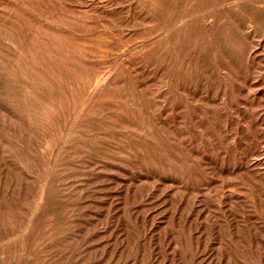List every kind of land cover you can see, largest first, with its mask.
Returning a JSON list of instances; mask_svg holds the SVG:
<instances>
[{
	"label": "rangeland",
	"instance_id": "obj_1",
	"mask_svg": "<svg viewBox=\"0 0 264 264\" xmlns=\"http://www.w3.org/2000/svg\"><path fill=\"white\" fill-rule=\"evenodd\" d=\"M0 1L2 2L0 3V6L2 7L0 13L2 11V16L4 14L3 19L7 18L6 20H4L5 39L8 35L7 40L9 39L10 41L7 42L5 40L6 67L11 69V67L15 66V64L13 65L12 50L9 47L11 42L17 41L16 43L20 46V53H22L21 58L18 60L16 65L18 66V68L16 69L20 70L21 73L15 78L17 80L13 82L12 80H10V78L8 79L6 91L9 92V95L6 92L2 101H0V103L2 104V106L0 104V203L5 207L7 215H9V221H7L4 225L5 231L7 232L6 235L8 237H12L16 232L19 233V231L23 228L25 220H27L35 205V201L39 193V182L45 179L47 180V183L44 184L46 185L47 189H49L46 199L47 201L40 208V213L37 217L38 220L35 223V230L39 236L43 235V233L48 230L54 231L53 243L55 242L59 245H66L68 252L70 253L71 264H101L100 261L103 262V258L105 257L104 260H106L108 256V259L104 261L105 263L103 262L102 264H117V261H121L120 263L118 262L119 264H200V261L201 264H264V256L259 255L260 253L264 254L263 60L257 62L256 64L252 63V67L250 66L251 69H247L244 66L243 49L241 48V52H239L232 47H227L228 45H226L224 48H222L221 51L223 53H221L225 56L229 55L228 59H230L231 55L233 54L230 59L231 62H233L232 67L227 68L228 70L230 69L229 74L232 72V75H230L231 77L229 76V78H224V76L217 78L214 67L216 63H213L214 45L212 40V45H210L209 40L211 38L208 37H197L195 38L197 40L193 39V41L191 42V46H187L188 49L184 44L180 45L181 49L173 48V50L175 49V51H172V55H174L173 52L175 54L176 52L180 53V51L184 48L183 50L184 52H186L185 54L187 56L184 55V52L182 50L181 55L183 52L184 58L180 59V61L175 59L173 60L168 56L165 57L166 54H164L165 50L163 49V47H161L162 43L160 37H162L165 29L167 28L166 21H151L149 19L150 16L156 17V12L153 13V11L146 8H134L133 6L130 7V4L126 3V0H124L125 2L123 0H44L43 2L41 0ZM41 4H43V6H41ZM65 6H67V8ZM45 7L46 9H44ZM261 8L263 13L264 0H261ZM128 10H130V12ZM166 10L167 9L163 10V13L161 11L160 14H162L159 15L162 16L165 12H168L169 14H176L180 11V9L178 8H171L167 11ZM4 11H7V13ZM195 11L205 14H209L210 12H212L211 9H197ZM49 12H51V15L49 14ZM8 14H10V16ZM230 31H234V28L230 29ZM159 32H161V34ZM220 36V40H222V42L226 40L225 35L219 34V37ZM237 36L240 37V33H236L235 31L234 37L239 38ZM194 42H197L198 45L195 43L194 46ZM149 43L151 44V46ZM24 44L27 46L25 47ZM193 46L196 48H194ZM228 49L230 50V52L231 50H234L230 53ZM187 50H189L188 53ZM151 51H155V53L153 54V52ZM158 51L160 53H158ZM198 52L200 55L198 54ZM238 52L242 55L240 56ZM8 53H10L11 55ZM234 54H236V57ZM138 57H141V59H139ZM189 57L191 58V62ZM206 57H208V59ZM126 58L130 59L127 60ZM167 60H173V62L175 61L174 63L172 62V73L174 72L173 70L178 67L176 70H181L179 77L183 79L179 81L180 85L179 82L176 84L177 89H171V94L169 93L170 97H173L174 93V96H176L177 99H167V101H171L173 102V104L180 103L178 105L181 106H179L176 110H172L171 115L168 116V122L170 123L172 132H174L173 130L179 129V136L178 134L176 135L177 137L173 135L174 139L171 137L170 143L167 141V138L164 137L166 139L165 143L167 145V150L162 151L160 146H158L156 138L157 132L160 131L158 130V128H161V125L157 126L156 120H158L162 112L164 113L166 104L165 96L163 101V99L161 98V93L162 95H164V93L166 92L167 88L164 82H166L167 78L171 75V72H167V69L164 67L167 65ZM209 60H211L212 62ZM149 61L151 62L152 66L150 65ZM121 62L123 63L121 64ZM211 63L214 65H210ZM123 64L126 65V67ZM191 65L194 66L192 67ZM204 65L207 66V68H205ZM208 65L212 67H208ZM116 66L120 70H118L117 68L115 69ZM31 67L32 69L40 72L36 74L31 73ZM196 67H198L199 70H196ZM203 68L205 70L204 72H202ZM189 69L191 70V72H188L190 71ZM237 69L239 72L237 71ZM182 70L185 72L184 75ZM139 71H142V74ZM236 71L238 74L236 73ZM247 71L249 73H247ZM255 72L257 73V75ZM126 73H128V75ZM211 73L212 75H210ZM240 73H242V75H245H239ZM129 75H132L131 77L133 79H130L131 77ZM201 76L204 77V79H202ZM205 76L209 77L207 78L209 79L207 81L210 82V80H212V82H207ZM98 78L100 80H104L106 78L107 81H109V83H107L109 84L108 88L101 96V98L98 101H95L93 106L91 105L89 109H86L87 111L85 110V112L82 114V118H80L79 120L74 119L77 118L76 116L78 115V113L76 115V112L80 110V107H82L86 102L87 95L89 94L92 87L97 84V81L98 83L101 82L100 80H98ZM230 78L234 81L230 80ZM160 79H162L164 82H161ZM218 79H220V81ZM227 79L231 83H225L224 80ZM260 79L261 83L259 81ZM31 81L35 84V91H40H34L35 94L32 96V98L26 92L27 85L32 84ZM187 81L189 82V85ZM213 81L216 83H214ZM126 82H129L128 85L126 84ZM133 82L134 84H132ZM159 83L161 84L157 85ZM205 83H208L207 85L211 84L213 86H207ZM233 83L236 85H234ZM248 84L250 86L246 89V86H248ZM258 84H260L261 86ZM186 85L188 87H185ZM215 85L218 89H215ZM71 88L72 94L70 92ZM227 89L228 91H230L227 92ZM232 89L234 90V92ZM189 90L191 91V93ZM187 92H189V94ZM192 92L195 94V97L193 96ZM213 92L214 94H212ZM231 92L235 97H232ZM245 92H247V96L249 98L246 96ZM45 93L46 96L43 95ZM226 94L231 96H228L227 99ZM180 95L181 98H184L181 99L182 103L180 102ZM211 95L215 96L212 97ZM34 96L36 99L34 98ZM141 97H143L145 100ZM199 97L200 101L198 100ZM52 98L59 102V104L56 106H52V101L49 100ZM185 98L189 99L187 100ZM256 98H258L259 101L258 99L256 100ZM202 99L203 101H201ZM144 102L149 104L147 105ZM216 103L218 104L216 105ZM184 104L186 105V107ZM45 105H49V107ZM153 105L155 107L154 110ZM19 107H21L22 110ZM25 107H27V110L25 109ZM31 107L34 108L31 109ZM213 107L214 109L216 108L215 110H218L217 112L215 111L216 113L213 112ZM222 108L225 110H222ZM151 110L152 112H150ZM140 114L142 117L140 116ZM155 114L158 115L156 116ZM136 116L137 118L140 117V119H138L139 122ZM214 116L216 123L215 120H211V118L213 119ZM133 117L136 119H134ZM141 119H143L144 121H140ZM208 120L211 121L208 122ZM74 121L76 124L74 123ZM93 122H95V124ZM212 123H214L215 125ZM217 124L221 128V131ZM68 127H71L72 130H70ZM143 127H145L146 131L143 130ZM230 127H233L234 129H231ZM154 128L155 131L157 129V132L154 131ZM222 128H225V130L223 131ZM212 129L214 130V132ZM117 130H119V132H117ZM37 131L38 133H36ZM147 131L149 135L146 134ZM187 131H189V133ZM191 132L194 134V136ZM217 132L218 134L222 132L220 134L221 136H219ZM228 132H230L231 134ZM187 134L190 137H188ZM226 135L228 136L226 137ZM137 136L140 140L137 138ZM149 136L151 137V139ZM202 136L203 138H201ZM215 136L218 137L215 138V140L213 138V140L210 138ZM130 137L133 139V141H130L132 140ZM199 138L202 139V142L201 140L198 141ZM208 138L209 140H207ZM229 138L230 140H228ZM9 139L10 141H8ZM44 140L49 141V148H45ZM217 140L219 141L217 142ZM233 140L235 143L233 142ZM60 141H62V144ZM75 141H77L78 143H75ZM195 141H198L197 144H195ZM226 142L227 145L225 146L224 144H226ZM57 143H60L61 145ZM168 143L171 144V148ZM232 143L233 146H231ZM150 144L152 146H149ZM180 144L182 145L180 147H177ZM154 145L158 146L157 151ZM184 145H188L191 148L188 146L185 147ZM121 146H125V151H129L124 152V147L122 149ZM132 146L135 148H131ZM58 147L60 149L63 148V150L60 151ZM242 147L243 149H241ZM197 148L200 149H198L200 152L197 150ZM214 148H216V150ZM25 149H27V151ZM175 149L177 151H175ZM185 149L187 150V152ZM237 150H241V152ZM5 151H7L8 153ZM169 151L170 153H168ZM242 151L244 154H242ZM59 152L60 154H58ZM87 153L89 154V156ZM126 153H129L130 156ZM183 153L185 155L187 154V158ZM151 156L154 158H152ZM180 156L183 158H179ZM159 157L160 159H162L161 161L159 160ZM190 157L193 160H191ZM196 157H198L197 160L195 159ZM156 158L158 161L157 163ZM187 159L189 160L188 162ZM94 160L99 161L97 162ZM118 160H120V163L118 162ZM137 160L139 164L138 162L137 164H135L136 162H132ZM146 160H148L149 162ZM95 163H98V165ZM106 163H108V165ZM164 163H166V165ZM117 164H119V166ZM185 165L187 166V168ZM165 167L166 170L164 169ZM122 168L125 170H122ZM135 168L140 170H136ZM96 169L101 170L96 171ZM198 170H202L200 174H198ZM49 171L51 172L50 174ZM93 171L97 172V177L95 176L96 173H94ZM119 171H121V173ZM128 173H133L134 175H136L134 176L133 174H131L133 175L131 176ZM185 174H190V176L188 175L189 177H186ZM105 175H108V177L111 178H108ZM83 176L86 178H84ZM152 176L153 178H151ZM46 177H51L50 179L52 181ZM115 177L117 180L115 179ZM129 180H133V182ZM129 182H131L132 184ZM136 183L139 184V187L138 185H135ZM132 189L135 191V193ZM1 190L3 192H1ZM94 190L98 191L94 192ZM101 191L103 192L102 194ZM104 192L110 193L106 194ZM127 192L129 193L127 194ZM137 194H139L140 198H138ZM131 195H134L135 197H132ZM119 196L120 200L116 199L117 197L119 198ZM88 198L91 199L89 200ZM103 198H105V201L102 200ZM97 199L99 200V202L97 201ZM106 199L109 200L108 203ZM91 200H93L94 204H92L93 202ZM97 202L100 205H98ZM126 202H128V204ZM124 203L127 204V206ZM11 204L13 205L11 206ZM50 204L51 206H49ZM48 207H52L53 209H48ZM61 208L63 210H60ZM90 208L91 210H89ZM22 209H24V211ZM109 210H113V214ZM129 210L131 213L129 212ZM78 214L79 216L81 214L82 215L79 217ZM102 214L104 216H101ZM108 214L110 217L108 216ZM136 214L138 215L136 216ZM44 216H50L51 219L50 217L47 218ZM70 216L71 218H69ZM96 216L98 218H96ZM118 217L120 219H118ZM133 218L136 219V223L135 219L133 221ZM89 220H93L92 223ZM95 221H97V225L94 224ZM143 222L145 223L143 224ZM128 224V227L131 228L126 230ZM138 224L140 225V227L138 226ZM47 225L48 227H46ZM97 227H99V229H97ZM84 228L89 234L84 231ZM141 228L144 229L142 230ZM131 229L133 232H131ZM10 231L12 232L10 233ZM80 231L83 235L79 233ZM126 233L127 235H125ZM128 233L130 234L128 235ZM134 233L136 236L134 235ZM131 235L133 237H130V239L128 240V237ZM74 236L77 238H74ZM106 236L108 240L106 239ZM256 236L258 239L256 238ZM102 237L103 239H105L103 240ZM244 237L246 238V240ZM114 238H117L116 241L118 239H121L117 241V243L119 244L116 243ZM126 239L128 240V242H130V244L127 243ZM31 242L32 241L29 240V243ZM112 242H114L113 244L116 245H113ZM131 242L133 243L132 245ZM143 242L145 248L143 247ZM106 243L108 244L106 245ZM138 243L141 245H139ZM244 243L246 244L245 247ZM92 244L95 246V248H93L94 246ZM103 244L106 245L107 248H104ZM123 246H125V248ZM247 246L251 248L250 251L248 250L249 248ZM116 247L118 250L116 249ZM122 247L124 250L122 249ZM146 247H149L150 250L147 249L149 252L146 250ZM252 247H256L253 248L254 251ZM104 249L106 251L105 255H108L107 257L104 255ZM261 249L262 252H260ZM112 250L114 251V253L112 252ZM123 251V254L125 255L122 254ZM77 252L78 254L80 252L82 254L76 255ZM126 252L130 256H128ZM115 253L118 254L115 255ZM147 253H150V255ZM253 254L255 255L253 256ZM90 256L91 258H89ZM110 256L113 260H111ZM135 256L137 257V259H135ZM143 256H148L146 257L147 259L145 258L146 261L144 260ZM258 256L259 259H256L255 257L258 258ZM120 257H124L125 259L122 258L121 260ZM192 257L194 258L193 260ZM246 258L249 259V261Z\"/></svg>",
	"mask_w": 264,
	"mask_h": 264
},
{
	"label": "bare ground",
	"instance_id": "obj_2",
	"mask_svg": "<svg viewBox=\"0 0 264 264\" xmlns=\"http://www.w3.org/2000/svg\"><path fill=\"white\" fill-rule=\"evenodd\" d=\"M42 2L44 1V0H41ZM41 1H40V3H41ZM47 1V0H46ZM49 1V0H48ZM59 1V0H58ZM124 1V0H123ZM75 2V1H74ZM125 2V1H124ZM0 3H2L1 1H0ZM126 3H129L130 5V7L131 6H133L134 8L135 7H140V8H146V9H148V10H151V11H153V13L154 12H156V14L157 15H159L160 14V12L162 11V13H163V10H165V9H171V8H178V9H180V11L179 12H177L176 14H169L168 12L166 13H164L162 16H157L156 15V17L155 16H150V20L151 21H157V20H164V21H166V29H165V31H164V34L162 35V37H160V39H161V43H162V46L161 47H163V49L165 50V53L164 54H166L165 55V57L166 56H168V57H170L171 59H175V60H178V61H180V59H183L184 57H183V52H184V48L182 49L183 50V52H182V55H181V51H180V53H177L176 52V54L173 52V54L174 55H172V51H175V49L173 50V48H178V49H181V47H180V45L181 44H184V45H186V48H187V46H191V42L193 41V39H195V38H197V37H208V38H211L209 41H210V45H212L211 44V40L213 41V45H214V48H213V63H216L215 65L214 64H210V65H214V67H215V73H216V75H217V78L218 77H223L224 76V78L225 77H228L229 78V76L230 75H232V72L229 74V71H230V69L228 70L227 68L229 67H232V63L233 62H231V57H232V55H231V57H230V59H228V56L226 55H223L222 53V48H224L226 45H228L227 47H232V48H234L235 50H237V51H239V52H241L240 51V49L242 48L243 49V55H244V66L247 68V69H249L250 68V66L252 67V63H257V62H260V61H264V11H263V13H262V8H261V0H126ZM33 4V3H32ZM36 4V3H35ZM39 4V3H38ZM60 4H62V3H60ZM34 5V4H33ZM37 5V4H36ZM62 5H64V4H62ZM66 5V4H65ZM38 6H40V5H38ZM41 6H43V4H41ZM45 6V5H44ZM47 6V5H46ZM70 6V5H69ZM79 6V5H78ZM77 6V7H78ZM66 8H67V6H65ZM72 7V6H71ZM81 7V6H80ZM1 6H0V10H1ZM42 8V7H41ZM44 9H46V7L44 8ZM49 9V8H48ZM197 9H205V10H207V9H211L212 10V12H210L209 14H205V13H199V12H196L195 10H197ZM3 10V9H2ZM71 10V9H70ZM166 10V11H167ZM46 11V10H45ZM50 11V10H49ZM129 12H130V10H128ZM172 11V10H171ZM171 11H170V13H171ZM200 11V10H199ZM4 12H6L7 13V11H4ZM3 12V13H4ZM48 12V11H47ZM157 12H159V13H157ZM202 12V11H201ZM1 13H2V11H1ZM0 13V101H2V99H3V97H4V95H5V93L7 92L6 91V85H7V81H8V79L10 78V80H12V82L13 81H15V80H17V79H15L21 72H20V70H17L16 68H18V66H16L17 65V62H18V60L21 58V55H22V53H20V46L16 43V42H11L10 43V45H9V47L11 48V50H12V58H13V65L15 64V66H13V67H11V69H9V68H7L6 67V63H5V40L7 41V42H10L9 41V39L7 40V36H6V39H5V23H4V20H6V19H3L4 17V14H3V16H2V14ZM51 12H49V14H50ZM207 13V12H206ZM48 14V15H49ZM9 16H10V14H8ZM45 15H46V13H45ZM51 15V14H50ZM145 16V15H144ZM148 16V15H147ZM146 16V17H147ZM149 17V16H148ZM12 20V19H11ZM146 20V19H145ZM8 21V20H7ZM147 21H149V20H147ZM8 23V22H7ZM12 23V22H11ZM157 23H159V22H157ZM161 23V22H160ZM13 25V24H12ZM73 25V24H72ZM156 25H158V24H156ZM161 26V25H160ZM198 26V27H197ZM200 26V27H199ZM155 27V26H154ZM12 28V27H11ZM152 28V27H151ZM234 28V31H230V29H233ZM15 29V28H14ZM149 29V28H148ZM235 31H236V33H240V37L239 36H237V37H239V38H236V37H234V34H235ZM152 32H154V31H152ZM160 34H161V32H159ZM219 34H221V35H225L226 37H225V41H223L222 42V40H220V38H221V36L219 37ZM156 36V35H155ZM158 37V36H157ZM28 39V38H27ZM152 39V38H151ZM159 40V39H158ZM195 40H197V39H195ZM154 41V40H153ZM157 41V40H156ZM201 42V41H200ZM143 43H145V42H143ZM195 43L197 44V42H194V46H195ZM140 44V43H139ZM150 44V43H149ZM153 44V43H152ZM158 44V43H157ZM201 44V43H200ZM199 44V45H200ZM25 45V44H24ZM145 45V44H144ZM143 45V46H144ZM156 45V44H155ZM198 45V44H197ZM202 45V44H201ZM27 45H25V47H26ZM138 46V45H137ZM137 46H135V47H137ZM141 46H142V44H141ZM150 46H151V44H150ZM193 46V47H194ZM208 46V45H207ZM149 47V46H148ZM184 47V46H183ZM8 48V47H7ZM194 48H196V47H194ZM201 48V47H200ZM208 48V47H207ZM206 48V49H207ZM23 49V48H22ZM35 49H37V48H35ZM128 49V48H127ZM152 49V48H151ZM177 49V50H178ZM188 49V48H187ZM189 49H190V47H189ZM230 49V48H229ZM228 49V50H229ZM233 49V50H234ZM145 50V49H144ZM154 50V49H153ZM176 50V51H177ZM193 50V49H192ZM195 50V49H194ZM233 50H231V52H233ZM28 51V50H27ZM122 51V50H121ZM185 51H186V49H185ZM188 51L189 50H187V53H188ZM206 51V50H205ZM209 51V50H208ZM225 51V50H224ZM25 52V51H24ZM24 52H23V54H24ZM32 52V51H31ZM151 52H153V51H151ZM191 52H193V51H191ZM200 52V51H199ZM199 52H198V54H199ZM204 52V51H203ZM222 52V53H221ZM225 52H227V51H225ZM229 52H230V50H229ZM230 52V53H231ZM238 52V54L241 56L242 54H240ZM26 53V52H25ZM155 53V51L153 52V54ZM157 53V52H156ZM158 53H160L159 51H158ZM170 53H171V55H170ZM186 52H184V55L185 56H187L186 54H185ZM190 53V52H189ZM208 53V52H207ZM228 53V52H227ZM8 54H10V53H8ZM8 54H7V56H8ZM123 54H125V53H123ZM129 54V53H128ZM196 54V53H195ZM194 54V55H195ZM205 54V53H204ZM11 55V54H10ZM133 55V54H132ZM134 55H135V53H134ZM150 55H151V53H150ZM149 55V56H150ZM200 55V54H199ZM209 55V54H208ZM211 55V54H210ZM235 55V57H236V54H234ZM6 56V57H7ZM120 56H121V53H120ZM119 56V57H120ZM127 56V55H126ZM137 56V55H136ZM238 56V55H237ZM23 57H26V56H23ZM159 57V56H158ZM167 57V58H168ZM203 57V56H202ZM45 58V57H44ZM139 58V57H138ZM152 58V57H151ZM188 58V57H187ZM190 58V57H189ZM200 58H201V56H200ZM207 59H208V57H206ZM238 58H240V57H238ZM127 59V58H126ZM128 59H130V58H128ZM127 59V60H128ZM135 59V58H134ZM133 59V60H134ZM139 59H141V57L139 58ZM203 59V58H202ZM201 59V60H202ZM212 59V58H211ZM233 59V58H232ZM24 60H26V59H24ZM158 60H159V58H158ZM173 60H171V61H166V63H167V65L166 66H164L166 69H167V72H171V75L167 78V76H166V78H167V80H166V82H164L162 79H160V81L162 82H164V84H166V92L164 93V95H162V93H161V98L163 99V101H164V96H165V102H166V104H165V109H164V113L162 112L161 113V115H160V117L158 118V120H156V122H157V126L158 125H161V128H158V130H160V131H158L157 132V129H156V131H155V128H154V131L155 132H157V136H156V138H157V143H158V146H160V148H161V150L162 151H166L167 150V145H166V143H165V141H166V139L165 138H167V141L170 143L171 142V140H170V138L172 137L173 139H174V137H173V135L174 136H176L177 134H178V132L180 131L179 129L178 130H173L174 132H172V130H171V128H170V123L168 122L169 121V119H168V116L169 115H171V111L172 110H176L180 105H178V104H180V103H178V104H173V102H169V101H167V99H169V98H173L174 100H176L177 99V97L176 96H174L175 94L173 93V97H170V95H169V93L172 91L171 89H177L176 87V84L179 82V81H181L183 78H181V77H179V75H180V73H181V70H176L177 68H175L173 71V73H172V62H173ZM239 60V59H238ZM243 60V59H242ZM124 61V60H123ZM142 61V60H141ZM189 61V60H188ZM187 61V62H188ZM197 61V60H196ZM209 61H211V60H209ZM234 61H235V59H234ZM24 62V61H23ZM48 62V61H47ZM130 62V61H129ZM128 62V63H129ZM132 62V61H131ZM143 62V61H142ZM150 62V61H149ZM165 62V61H164ZM175 62V61H174ZM173 62V63H174ZM185 62H186V60H185ZM190 62H191V58H190ZM198 62V61H197ZM212 62V61H211ZM238 62H240V61H238ZM118 63V62H117ZM120 63V62H119ZM123 62H121V64H122ZM126 63V62H125ZM134 63V62H133ZM145 63V62H144ZM143 63V64H144ZM158 63V62H157ZM162 63V62H161ZM192 63H193V61H192ZM205 63V62H204ZM264 63V62H263ZM263 63H261V64H263ZM24 64V63H23ZM135 64V63H134ZM142 64V65H143ZM147 64V63H146ZM201 64V63H200ZM124 65V64H123ZM136 65V64H135ZM150 65L152 66V64H151V62H150ZM149 65V66H150ZM184 65V64H183ZM190 65V64H189ZM210 65H208V67L210 66ZM235 65V64H234ZM23 66V65H22ZM125 67H126V65H124ZM129 66V65H128ZM134 66V65H133ZM150 66V67H151ZM160 66V65H159ZM174 66H175V64H174ZM187 66V65H186ZM192 66V65H191ZM190 66V67H191ZM194 66V65H193ZM192 66V67H193ZM195 66H196V64H195ZM205 66V65H204ZM203 66V67H204ZM212 66H210V67H212ZM156 67V66H155ZM163 67V66H162ZM189 67V66H188ZM256 67V66H255ZM117 68V66L115 67V69ZM131 68H132V66H131ZM140 68V67H139ZM138 68V69H139ZM144 68V67H143ZM146 68V67H145ZM148 68V67H147ZM182 68H184V67H182ZM205 68H207V66H205ZM233 68H234V66H233ZM243 68V67H242ZM254 68V67H253ZM261 68V67H260ZM264 68V67H263ZM41 69V68H40ZM111 69V68H110ZM114 69V68H113ZM118 69V68H117ZM137 69V68H136ZM191 69V68H190ZM189 69V70H190ZM198 69V67H196V70ZM211 69V68H210ZM236 69V68H235ZM239 69H241V68H239ZM246 69V70H247ZM251 69V68H250ZM112 70V69H111ZM118 70H120V69H118ZM123 70V69H122ZM146 70V69H145ZM157 70V69H156ZM158 70H159V67H158ZM185 70V69H184ZM199 70V69H198ZM207 70V69H206ZM209 70V69H208ZM253 70V69H252ZM252 70H250V71H252ZM261 70V69H260ZM31 73H33V74H36V73H38V72H40V71H37V70H35V69H32V67H31ZM45 71V70H44ZM128 71H130V70H128ZM133 71V70H132ZM132 71H131V73H132ZM153 71H154V69H153ZM183 71V70H182ZM205 70H204V68H203V71L202 72H204ZM211 71V70H210ZM213 71V70H212ZM237 71H238V69H237ZM237 71H236V73H237ZM245 71V70H244ZM134 72H136V71H134ZM134 72H133V74H134ZM140 72V71H139ZM142 72V71H141ZM140 72V73H141ZM147 72V71H146ZM156 72V71H155ZM188 72H191V70L190 71H188ZM198 72V71H197ZM239 72V71H238ZM112 73V72H111ZM130 73V74H131ZM151 73V72H150ZM154 73V72H153ZM152 73V74H153ZM161 73V72H160ZM208 73H210V72H208ZM244 73V72H243ZM247 73H249L248 71H247ZM254 73V72H253ZM256 73V72H255ZM127 75H128V73H126ZM142 74V73H141ZM185 74V72L183 71V75ZM189 74H191V73H189ZM193 74H194V72H193ZM198 74H199V72H198ZM197 74V75H198ZM205 74H206V72H205ZM204 74V75H205ZM238 74V73H237ZM252 74V73H251ZM107 75V74H106ZM146 75V74H145ZM182 75V76H183ZM200 75V74H199ZM202 75V74H201ZM208 75V74H207ZM210 75H212V73L210 74ZM239 75H242V73H240ZM245 75V74H244ZM244 75H242V76H244ZM254 75V74H253ZM256 75H257V73H256ZM110 76V75H109ZM126 76V75H125ZM130 76V75H129ZM132 76V75H131ZM130 76V77H131ZM203 76V75H202ZM201 76V77H202ZM209 76V75H208ZM206 77V81L207 80H209V79H207V78H209V77ZM214 76V75H213ZM234 76V75H233ZM241 76V77H242ZM252 76V75H251ZM264 76V75H263ZM98 77V76H97ZM127 77V76H126ZM192 77V76H191ZM211 77V76H210ZM231 77V76H230ZM240 77V78H241ZM250 77V76H249ZM135 78V77H134ZM158 78V77H157ZM189 78V77H188ZM195 78V77H194ZM200 78V77H199ZM215 78V77H214ZM213 78V79H214ZM234 78V77H233ZM235 78H236V76H235ZM244 78V77H243ZM247 78V77H246ZM245 78V79H246ZM254 78V77H253ZM33 79V78H32ZM127 79V78H126ZM130 79H133L132 77L130 78ZM164 79V78H163ZM190 79V78H189ZM202 79H204V77H202ZM98 80H100L99 78H98ZM129 80V79H128ZM137 80V79H136ZM165 80V79H164ZM219 81H220V79H218ZM230 80H232L231 78H230ZM262 80H263V78H262ZM20 81V80H19ZM101 82H99L98 83V81L96 82L97 84H93L94 86L92 87V89L90 90V92H89V94L87 95V100H86V102L84 103V105L82 106V107H80V110H76L77 112H76V115H77V113H78V115L76 116L77 118H74V119H77V120H79L80 118H82V114L85 112V110L88 108L89 109V107L92 105L93 106V104L95 103V101H98L100 98H101V96L104 94V92L106 91V89L108 88V86H109V84H107V83H109V81H107V79L105 78L104 80H100ZM135 81V80H134ZM200 81H202V80H200ZM206 81H204V82H206ZM217 81V80H216ZM232 81H234V80H232ZM239 81H241V80H239ZM243 81H244V79H243ZM242 81V82H243ZM248 81V80H247ZM260 81V83H261V79L259 80ZM32 82V81H31ZM195 82V81H194ZM207 82H209V81H207ZM210 82H212V80H210ZM209 82V83H210ZM214 82V81H213ZM218 82V81H217ZM224 82L226 83H231L230 81H228V79L227 80H224ZM250 82H251V79H250ZM21 83V82H20ZM129 83V82H128ZM128 83L126 82V84L128 85ZM187 83H188V85H189V82L187 81ZM214 83H216V82H214ZM222 83V82H221ZM235 83V82H234ZM233 83V84H234ZM238 83V82H237ZM246 83V82H245ZM10 84V83H9ZM132 84H134V82L132 83ZM161 83H159V84H157V85H160ZM163 84V83H162ZM202 84V83H201ZM206 85L208 84V83H205ZM21 85V84H20ZM25 85V84H24ZM34 83L32 82V84H29V85H27V93L29 94V96L32 98V96L35 94L34 93V91H35V87H34ZM131 85V84H130ZM135 85H136V83H135ZM179 85H180V82H179ZM200 85V84H199ZM209 85H211V84H209ZM209 85H207V86H209ZM223 85H224V83H223ZM230 85V84H229ZM232 85V84H231ZM234 85H236V84H234ZM239 85V84H238ZM244 85H246V84H244ZM258 85H260V84H258ZM143 86V85H142ZM182 86V85H181ZM194 86V85H193ZM204 86V85H203ZM211 86H213V85H211ZM217 86H218V84H217ZM226 86V85H225ZM250 85L248 84V86H246V89H247V87H249ZM261 86V85H260ZM262 86H263V83H262ZM126 87V86H125ZM128 87V86H127ZM132 87V86H131ZM141 87V86H140ZM160 87V86H159ZM180 87V86H179ZM185 87H188L187 85L185 86ZM231 87V86H230ZM257 87V86H256ZM137 88H138V86H137ZM192 88V87H191ZM195 88V87H194ZM210 88V87H209ZM223 88V87H222ZM221 88V89H222ZM20 89H22V88H20ZM59 89V88H58ZM158 89V88H157ZM163 89V88H162ZM165 89V88H164ZM180 89H182V88H180ZM215 89H218L217 87H216V85H215ZM219 89H220V87H219ZM237 89V88H236ZM249 89V88H248ZM13 90V89H12ZM71 91V94H72V88L70 89ZM127 90V89H126ZM129 90V89H128ZM135 90V89H134ZM133 90V91H134ZM137 90V89H136ZM161 90V89H160ZM188 90V89H187ZM224 90V89H223ZM230 90H231V88H230ZM229 90V91H230ZM233 90V89H232ZM238 90V89H237ZM250 90V89H249ZM9 91V90H8ZM23 91H25V90H23ZM36 91H39V90H36ZM35 91V92H36ZM138 91V90H137ZM159 91V90H158ZM157 91V92H158ZM163 91H165V90H163ZM174 91V90H173ZM178 91V90H177ZM190 91V90H189ZM212 91H214V90H212ZM220 91V90H219ZM228 91V89H227V92H229ZM258 91V90H257ZM264 91V90H263ZM262 91V92H263ZM40 92V91H39ZM180 92V91H179ZM178 92V93H179ZM233 92H234V90H233ZM240 92V91H239ZM243 92V91H242ZM9 92H7V94H8ZM20 93H22V92H20ZM63 93V92H62ZM126 93H128V92H126ZM145 93H147V92H145ZM185 93H186V91H185ZM188 94H189V92H187ZM190 93H191V91H190ZM193 93V92H192ZM208 93H210V92H208ZM220 93V92H219ZM223 93H226V92H223ZM232 93V92H231ZM241 93V92H240ZM246 93V96H247V92H245ZM264 93V92H263ZM38 94V93H37ZM42 94V93H41ZM130 94V93H129ZM144 94V93H143ZM171 94V93H170ZM181 94V93H180ZM187 94V95H188ZM212 94H214V92L212 93ZM257 94V93H256ZM9 95V94H8ZM20 95V94H19ZM43 95H45L46 96V93L45 94H43ZM142 95V94H141ZM150 95V94H149ZM179 95V94H178ZM177 95V96H178ZM183 95V94H182ZM187 95H185V96H187ZM210 95V94H209ZM220 95V94H219ZM225 95V94H224ZM227 95V99H228V94H226ZM244 95V94H243ZM255 95V94H254ZM253 95V96H254ZM11 96V95H10ZM18 96V95H17ZM136 96V95H135ZM143 96V95H142ZM193 96L195 97V94L193 93ZM212 97H214L213 95H211ZM231 96V95H230ZM229 96V97H230ZM252 96V97H253ZM263 96V95H262ZM21 97H23V96H21ZM25 97V96H24ZM38 97V96H37ZM129 97V96H128ZM137 97H138V95H137ZM136 97V98H137ZM192 97V96H191ZM190 97V98H191ZM198 97V96H197ZM212 97H209V98H212ZM232 97H235L234 96V94L232 93ZM237 97V96H236ZM248 97V96H247ZM34 98H35V96H34ZM141 98H143V97H141ZM158 98V97H157ZM160 98V97H159ZM179 98H180V102L182 101L181 99H184V98H181V95L179 96ZM202 98V97H201ZM204 98V97H203ZM220 98V97H219ZM218 98V99H219ZM226 98V97H225ZM249 98V97H248ZM247 98V99H248ZM259 98V97H258ZM258 98H256V100L258 99ZM264 98V97H263ZM36 99V98H35ZM39 99H41V98H39ZM86 99V98H85ZM119 99V98H118ZM139 99H140V97H139ZM144 99V98H143ZM185 99H187V98H185ZM189 99V98H188ZM187 99V100H188ZM195 99V98H194ZM198 99V98H197ZM217 99V100H218ZM230 99V98H229ZM232 99H234V98H232ZM50 101H52L51 102V105L52 106H56V105H58L59 104V102H57L55 99H49ZM128 100H131V99H128ZM142 100V99H141ZM145 100V99H144ZM179 100V99H178ZM192 100H193V98H192ZM196 100V99H195ZM199 101H200V97H199V99H198ZM209 100V99H208ZM215 100V99H214ZM225 100V99H224ZM231 100V99H230ZM237 100H238V98H237ZM249 100V99H248ZM251 100V99H250ZM255 100V101H256ZM7 101V100H6ZM33 101H34V99H33ZM38 101V100H37ZM40 101V100H39ZM148 101V100H147ZM184 101V100H183ZM190 101V100H189ZM201 101H203V99L201 100ZM211 101V100H210ZM258 101H259V99H258ZM127 102V101H126ZM164 102V103H165ZM178 102V101H177ZM212 102V101H211ZM222 102V101H221ZM6 103V102H5ZM39 103V102H38ZM145 103V102H144ZM182 103V102H181ZM219 103V102H218ZM218 103H216V105L218 104ZM227 103V102H226ZM1 104V103H0ZM4 104V103H3ZM33 104V103H32ZM145 104H147V103H145ZM145 104H143V105H145ZM149 104V103H148ZM147 104V105H148ZM225 104V103H224ZM238 104H239V102H238ZM161 105V104H160ZM183 105V104H182ZM185 105V104H184ZM211 105H214V104H211ZM236 105H237V103H236ZM1 106H2V104H1ZM37 106V105H36ZM35 106V107H36ZM45 106H47V107H49V105H45ZM96 106H97V104H96ZM150 106V105H149ZM232 106V105H231ZM4 107H6V106H4ZM129 107H130V105H129ZM141 107V106H140ZM181 107V106H180ZM185 107H186V105H185ZM215 107V106H214ZM214 107H213V109H214ZM218 107V106H217ZM226 107H228V106H226ZM244 107V106H243ZM19 108H21V107H19ZM34 107H31V109H33ZM147 108V107H146ZM25 109L27 110V107H25ZM117 109V108H116ZM155 109V107H154V105H153V110ZM163 109V108H162ZM216 109V108H215ZM213 110V112H217L218 110ZM228 109V108H227ZM1 110H3V109H1ZM21 110H22V108H21ZM148 110H150V109H148ZM159 110V109H158ZM212 110V109H211ZM220 110V109H219ZM222 110H225V109H223L222 108ZM87 111V110H86ZM140 111V110H139ZM227 111V110H226ZM230 111V110H229ZM128 112V111H127ZM150 112H152V110L150 111ZM215 112V113H216ZM222 112V111H221ZM221 112H220V114H221ZM264 112V111H263ZM227 113V112H226ZM9 114V113H8ZM38 114V113H37ZM86 114V113H85ZM84 114V115H85ZM112 114V113H111ZM218 114V113H217ZM10 115V114H9ZM75 115V114H74ZM83 115V116H84ZM105 115V114H104ZM156 115V114H155ZM158 115V114H157ZM156 115V116H157ZM196 115V114H195ZM215 115V114H214ZM225 115H227V114H225ZM73 116V115H72ZM140 116H141V114H140ZM144 116V115H143ZM211 116V115H210ZM209 116V117H210ZM219 116V115H218ZM6 117V116H5ZM10 117V116H9ZM63 117V116H62ZM142 117V116H141ZM230 117H232V116H230ZM263 117H264V115H263ZM12 118H13V116H12ZM61 118V117H60ZM134 118V117H133ZM136 118H137V116H136ZM136 118H134V119H136ZM144 118V117H143ZM153 118H155V117H153ZM153 118H150V119H153ZM223 118H225V117H223ZM227 118V117H226ZM72 119V118H71ZM94 119V118H93ZM102 119V118H101ZM100 119V120H101ZM138 119H140V117L139 118H137V120ZM146 119H147V117H146ZM148 119H149V117H148ZM229 119V118H228ZM232 119V118H231ZM9 120V119H8ZM89 120V119H88ZM143 119H141L140 121H142ZM211 120H215V116H214V118L212 119L211 118ZM210 120V121H211ZM223 120V119H222ZM222 120H221V122H222ZM225 120V119H224ZM263 120H264V118H263ZM144 121V120H143ZM151 121V120H150ZM209 120H208V122H210ZM219 121V120H218ZM229 121V120H228ZM44 122V121H43ZM71 122H72V120H71ZM89 122V121H88ZM138 122H139V120H138ZM164 122V123H163ZM208 122H206V123H208ZM214 122V121H213ZM220 122V123H221ZM225 122H227V121H225ZM74 123H75V121H74ZM78 123V122H77ZM94 124H95V122H93ZM131 123V122H130ZM215 123H216V120H215ZM219 123V122H218ZM6 124V123H5ZM14 124V123H13ZM65 124V123H64ZM64 124H63V126H64ZM76 124V123H75ZM92 124V123H91ZM143 124V123H142ZM147 124V123H146ZM212 124H214V123H212ZM212 124H210V125H212ZM227 124H229V123H227ZM2 125V124H1ZM57 125V124H56ZM152 125V124H151ZM215 125V124H214ZM232 125V124H231ZM244 125V124H243ZM7 126H8V124H7ZM68 126V125H67ZM70 126H71V124H70ZM95 126V125H94ZM209 126V125H208ZM217 126H218V124H217ZM220 126H222V125H220ZM230 126V125H229ZM82 127V126H81ZM210 127V126H209ZM219 127V126H218ZM67 128V127H66ZM69 128V127H68ZM74 128V127H73ZM138 128V127H137ZM144 129L143 130H145V127H143ZM214 128H216V127H214ZM231 128V127H230ZM233 128V127H232ZM231 128V129H232ZM244 128V127H243ZM8 129H10V128H8ZM70 130H72L71 129V127L69 128ZM139 129V128H138ZM147 129H148V127H147ZM185 129H187V128H185ZM218 129V128H217ZM216 129V130H217ZM219 129H220V131H221V128L219 127ZM218 129V130H219ZM223 129V128H222ZM234 129V128H233ZM241 129H242V127H241ZM150 130V129H149ZM152 130V129H151ZM187 130H189V129H187ZM191 130V129H190ZM206 130V129H205ZM211 130V129H210ZM213 130V129H212ZM225 130V128L223 129V131ZM229 130V129H228ZM236 130V129H235ZM23 131V130H22ZM76 131V130H75ZM85 131V130H84ZM121 131V130H120ZM130 131V130H129ZM140 131V130H139ZM146 131V130H145ZM219 131V132H220ZM222 131V132H223ZM226 131H227V129H226ZM225 131V132H226ZM231 131V130H230ZM5 132V131H4ZM13 132V131H12ZM73 132V131H72ZM117 132H119V130H117ZM124 132V131H123ZM188 133H189V131H187ZM198 132V131H197ZM213 132H214V130H213ZM221 132V133H222ZM17 133V132H16ZM36 133H38V131L36 132ZM77 133V132H76ZM98 133H101V132H98ZM103 133V132H102ZM116 133V132H115ZM125 133V132H124ZM127 133V132H126ZM136 133V132H135ZM151 133V132H150ZM192 133V132H191ZM200 133V132H199ZM221 133H219L218 134V132H217V134L219 135V136H221L220 134ZM228 133H230V132H228ZM54 134V133H53ZM95 134H96V132H95ZM109 134H111V133H109ZM118 134V133H117ZM146 134H148L149 135V133H148V131H147V133ZM154 134V133H153ZM156 134V133H155ZM193 134V133H192ZM202 134V133H201ZM206 134V133H205ZM204 134V135H205ZM208 134V133H207ZM211 134H213V133H211ZM224 134V133H223ZM231 134V133H230ZM233 134V133H232ZM238 134V133H237ZM56 135V134H55ZM105 135V134H104ZM107 135V134H106ZM113 135H114V133H113ZM137 135H139V134H137ZM141 135V134H140ZM183 135V134H182ZM185 135V134H184ZM188 135V134H187ZM186 135V136H187ZM208 135H210V134H208ZM234 135V134H233ZM244 135V134H243ZM66 136V135H65ZM65 136H63V137H65ZM91 136V135H90ZM100 136V135H99ZM103 136V135H102ZM147 136V135H146ZM146 136H145V139H146ZM178 136H179V134H178ZM180 136H181V134H180ZM193 136H194V134H193ZM211 136V135H210ZM228 135H226V137H227ZM231 136V135H230ZM237 136V135H236ZM15 137V136H14ZM17 137V136H16ZM67 137V136H66ZM83 137V136H82ZM97 137V136H96ZM115 137V136H114ZM128 137V136H127ZM133 137H134V135H133ZM150 137V136H149ZM165 137V138H164ZM177 137V136H176ZM188 137H190L189 135H188ZM187 137V138H188ZM44 138V137H43ZM70 138V137H69ZM89 138V137H88ZM131 138V137H130ZM137 138L139 139V137L137 136ZM201 138H203V136L201 137ZM207 138V137H206ZM211 139L213 138L214 140H215V138H218V137H210ZM219 138H221V137H219ZM224 138V137H223ZM232 138V137H231ZM241 138V137H240ZM14 139V138H13ZM63 139V138H62ZM66 139V138H65ZM94 139V138H93ZM128 139V138H127ZM132 139V138H131ZM150 139H151V137H150ZM165 139V140H164ZM180 139V138H179ZM197 139V138H196ZM196 139H194V140H196ZM212 139V140H213ZM233 139V138H232ZM239 139V138H238ZM261 139V138H260ZM33 140H35V139H33ZM32 140V141H33ZM40 140V139H39ZM117 140H118V138H117ZM140 140V139H139ZM141 140H143V139H141ZM185 140V139H184ZM184 140H183V142H184ZM188 140V139H187ZM199 140H201V142H202V139H198V141ZM207 140H209V138L207 139ZM211 140V141H212ZM228 140H230V138L228 139ZM257 140V139H256ZM262 140V139H261ZM8 141H10V139L8 140ZM45 142H44V146H45V148H49L48 146H49V141L48 140H44ZM65 141V140H64ZM67 141H69V140H67ZM80 141V140H79ZM101 141V140H100ZM130 141H133V139L132 140H130ZM147 141V140H146ZM155 141H156V139H155ZM173 141H175V140H173ZM197 141V142H198ZM219 140H217V142H218ZM227 141V140H226ZM242 141V140H241ZM14 142V141H13ZM12 142V143H13ZM36 142V141H35ZM61 142V144H62V141H60ZM77 141H75V143H76ZM126 142H127V140H126ZM150 142V141H149ZM160 142V143H159ZM182 142V143H183ZM189 142V141H188ZM196 142V141H195ZM197 142L195 143V144H197ZM230 142V141H229ZM233 142H234V140H233ZM237 142V141H236ZM258 142V141H257ZM78 143V142H77ZM82 143V142H81ZM112 143V142H111ZM125 143V142H124ZM137 143V142H136ZM168 143V145L170 146L171 144H169ZM186 143V142H185ZM184 143V144H185ZM191 143V142H190ZM200 143V142H199ZM211 143V142H210ZM221 143V142H220ZM235 143V142H234ZM32 144V143H31ZM34 144V143H33ZM57 144H60V143H57ZM60 144V145H61ZM89 144V143H88ZM108 144H110V143H108ZM117 144V143H116ZM147 144V143H146ZM152 144V143H151ZM149 145V146H152V145ZM173 144V143H172ZM179 144V143H178ZM187 144V143H186ZM193 144V143H192ZM229 144V143H228ZM254 144V143H253ZM22 145V144H21ZM106 145V144H105ZM182 144H180V145H176L177 147H180ZM212 145V144H211ZM225 146L227 145V142H226V144H224ZM231 145V144H230ZM229 145V146H230ZM235 145V144H234ZM242 145V144H241ZM240 145V146H241ZM256 145H258V144H256ZM17 146H19V145H17ZM64 146V145H63ZM62 146V147H63ZM136 146H138V145H136ZM141 146V145H140ZM155 146V145H154ZM158 146H155V148H156V151H157V147ZM175 146V145H174ZM185 146V145H184ZM186 146H188V145H186ZM185 146V147H186ZM192 146V145H191ZM195 146V145H194ZM218 146V145H217ZM231 146H233V143H232V145ZM238 146H239V144H238ZM33 147V146H32ZM51 147V146H50ZM56 147V146H55ZM60 147V146H59ZM58 147V148H59ZM108 147V146H107ZM122 147V149H123V147H124V152H128L129 150H126L125 151V146H121ZM127 147V146H126ZM188 147H190V146H188ZM221 147V146H220ZM61 148V147H60ZM59 148V149H60ZM101 148V147H100ZM103 148V147H102ZM131 148H135V147H131ZM145 148V147H144ZM170 148H171V146H170ZM191 148V147H190ZM228 148V147H227ZM232 148V147H231ZM231 148H229V149H231ZM43 149V148H42ZM41 149V150H42ZM104 149V148H103ZM152 149V148H151ZM168 149H169V147H168ZM188 149V148H187ZM195 149H196V147H195ZM199 148H197V150H198ZM215 150H216V148H214ZM225 149V148H224ZM237 149H238V147H237ZM241 149H243V147L241 148ZM263 149V148H262ZM26 151H27V149H25ZM55 150V149H54ZM61 150H63V148L62 149H60V151ZM106 150V149H105ZM116 150V149H115ZM145 150V149H144ZM172 150H173V146H172ZM183 150V149H182ZM186 150V149H185ZM190 150V149H189ZM200 150V149H199ZM198 150V151H199ZM254 150H255V148H254ZM40 151V150H39ZM175 151H177L176 149H175ZM191 151V150H190ZM194 151V150H193ZM237 151H240L241 152V150H237ZM5 152H7V151H5ZM53 152V151H52ZM135 152V151H134ZM148 152V151H147ZM182 152H184V151H182ZM186 152H187V150H186ZM192 152V151H191ZM200 152V151H199ZM214 152V151H213ZM234 152V151H233ZM255 152V151H254ZM257 152H258V148H257ZM260 152H262V151H260ZM8 153V152H7ZM6 153V154H7ZM28 153H30V152H28ZM114 153V152H113ZM144 153V152H143ZM168 153H170V151L168 152ZM198 153V152H197ZM1 154V153H0ZM58 154H60V152L58 153ZM88 154V153H87ZM92 154V153H91ZM102 154H104V153H102ZM125 154V153H124ZM126 154H129V153H126ZM184 154V153H183ZM190 154V153H189ZM200 154V153H199ZM230 154V153H229ZM232 154V153H231ZM235 154V153H234ZM239 154V153H238ZM242 154H244L243 153V151H242ZM253 154V153H252ZM101 155V154H100ZM178 155H179V152H178ZM185 155V154H184ZM187 155V154H186ZM185 155V156H186ZM191 155V154H190ZM198 155V154H197ZM237 155V154H236ZM240 155V154H239ZM257 155V154H256ZM258 155H259V153H258ZM31 156V155H30ZM88 156H89V154H88ZM111 156V155H110ZM129 156H130V154H129ZM134 156V155H133ZM199 156V155H198ZM230 156V155H229ZM232 156V155H231ZM243 156V155H242ZM32 157V156H31ZM86 157V156H85ZM98 157H100V156H98ZM116 157V156H115ZM135 157H136V154H135ZM145 157V156H144ZM148 157H149V155H148ZM152 157V156H151ZM161 157H163V156H161ZM192 157V156H191ZM191 157H190V159H191ZM234 157V156H233ZM241 157V156H240ZM8 158V157H7ZM54 158V157H53ZM91 158V157H90ZM131 158V157H130ZM152 158H154V157H152ZM151 158V159H152ZM179 158H183V157H179ZM186 158H187V156H186ZM185 158V159H186ZM197 158L198 157H196L195 159L197 160ZM232 158V157H231ZM243 158V157H242ZM32 159V158H31ZM34 159V158H33ZM85 159V158H84ZM89 159V158H88ZM103 159V158H102ZM108 159H110V158H108ZM107 159V160H108ZM132 159V158H131ZM135 159H137V158H135ZM184 159V160H185ZM233 159V158H232ZM231 159V160H232ZM235 159V158H234ZM240 159V158H239ZM35 160V159H34ZM63 160V159H62ZM128 160V159H127ZM127 160H124V161H127ZM153 160V159H152ZM151 160V161H152ZM159 160L161 161L162 159H160V157H159ZM191 160H193V159H191ZM195 160V161H196ZM253 160H255V159H253ZM91 161H92V159H91ZM90 161V162H91ZM94 161H99V160H94ZM120 160H118V162H119ZM146 161H148V160H146ZM164 161V160H163ZM162 161V162H163ZM189 160L187 159V162H188ZM194 161V162H195ZM11 162V161H10ZM16 162V161H15ZM37 162V161H36ZM52 162V161H51ZM84 162H86V161H84ZM102 162V161H101ZM117 162V161H116ZM132 162H136L135 164H137V162H138V160L137 161H132ZM149 162V161H148ZM147 162V163H148ZM158 161H157V158H156V163H157ZM179 162V161H178ZM254 162V161H253ZM53 163V162H52ZM51 163V164H52ZM111 163V162H110ZM113 163V162H112ZM120 163V162H119ZM123 163V162H122ZM125 163V162H124ZM128 163V162H127ZM181 163V162H180ZM184 163V162H183ZM192 163H193V161H192ZM257 163V162H256ZM255 163V164H256ZM34 164V163H33ZM95 164H97L98 165V163H95ZM95 164H94V166H95ZM107 165H108V163H106ZM138 164H139V162H138ZM165 165H166V163H164ZM163 164V165H164ZM168 164V163H167ZM243 164V163H242ZM251 164H252V162H251ZM254 164V163H253ZM89 165V164H88ZM100 165V164H99ZM118 166H119V164H117ZM123 165V164H122ZM158 165H159V163H158ZM161 165V164H160ZM172 165H174V164H172ZM198 165V164H197ZM250 165V164H249ZM58 166V165H57ZM57 166H55V167H57ZM104 166V165H103ZM120 166H121V164H120ZM126 166V165H125ZM131 166V165H130ZM137 166V165H136ZM143 166H144V164H143ZM184 166V165H183ZM186 166V165H185ZM194 166H195V164H194ZM51 167H53V166H51ZM89 167V166H88ZM93 167V166H92ZM99 167V166H98ZM124 167V166H123ZM128 167V166H127ZM138 167H139V165H138ZM146 167V166H145ZM173 167V166H172ZM253 167V166H252ZM257 167V166H256ZM259 167V166H258ZM38 168V167H37ZM116 168H118V167H116ZM126 168V167H125ZM132 168H133V166H132ZM147 168V167H146ZM148 168H150V167H148ZM169 168V167H168ZM185 168V167H184ZM183 168V169H184ZM186 168H187V166H186ZM185 168V169H186ZM254 168V167H253ZM90 169H91V167H90ZM92 169H94V168H92ZM104 169V168H103ZM107 169V168H106ZM136 170H140V169H137V168H135ZM152 169V168H151ZM165 170H166V167L164 168ZM199 169V168H198ZM258 169V168H257ZM60 170V169H59ZM84 170V169H83ZM86 170H88V169H86ZM97 170H101V169H96V171ZM122 170H125V169H123L122 168ZM129 170V169H128ZM143 170V169H142ZM194 170V169H193ZM197 170V169H196ZM261 170V169H260ZM54 171V170H53ZM88 171H90V170H88ZM116 171V170H115ZM118 171V170H117ZM127 171V170H126ZM150 171V170H149ZM156 171H157V169H156ZM199 171V170H198ZM202 171V170H201ZM201 171H199V173L198 174H200L201 173ZM255 171V170H254ZM257 171V170H256ZM51 172H52V170H51ZM50 171H49V174L51 173ZM94 172V171H93ZM120 173H121V171H119ZM131 172V171H130ZM151 172V171H150ZM167 172H168V170H167ZM193 172V171H192ZM259 172H261V171H259ZM258 172V173H259ZM263 172H264V170H263ZM83 173V172H82ZM94 173H96V177H97V172H94ZM99 173H100V171H99ZM98 173V174H99ZM107 173V172H106ZM142 173H143V171H142ZM147 173H148V171H147ZM152 173V172H151ZM191 173V172H190ZM257 173V174H258ZM85 174V173H84ZM129 175H131V174H133V173H128ZM48 175V174H47ZM82 175V174H81ZM134 175V174H133ZM133 175H131V176H133ZM136 175V174H135ZM134 175V176H135ZM143 175V174H142ZM159 175V174H158ZM157 175V176H158ZM186 175V174H185ZM189 176H190V174H188ZM188 175H186V177L188 176ZM28 176V175H27ZM86 176V175H85ZM89 176V175H88ZM90 176H92V175H90ZM94 176V175H93ZM94 176V177H95ZM103 176V175H102ZM101 176V177H102ZM105 176H107L108 177V175H105ZM104 176V177H105ZM130 176V177H131ZM140 176V175H139ZM188 176V177H189ZM193 176V175H192ZM201 176H202V174H201ZM84 177V176H83ZM100 177V178H101ZM103 177V178H104ZM120 177V176H119ZM126 177V176H125ZM128 177V176H127ZM129 177V178H130ZM46 178H49V177H46ZM51 178V177H50ZM49 178V180H51ZM58 178V177H57ZM60 178H62V177H60ZM84 178H86V177H84ZM99 178V177H98ZM108 178H111V177H108ZM151 178H153V176L151 177ZM185 178V177H184ZM193 178V177H192ZM197 178V177H196ZM262 178V177H261ZM115 179H116V177H115ZM123 179V178H122ZM128 179V178H127ZM127 179H126V181H127ZM131 179V178H130ZM136 179V178H135ZM191 179V178H190ZM41 180V179H40ZM54 180H56V179H54ZM81 180H83V179H81ZM92 180V179H91ZM97 180H99V179H97ZM108 180V179H107ZM114 180V179H113ZM117 180V179H116ZM124 180V179H123ZM134 180V179H133ZM133 180H129V181H131V182H133ZM187 180H188V178H187ZM193 180V179H192ZM264 180V179H263ZM52 181V180H51ZM96 181V180H95ZM115 181V180H114ZM135 181V180H134ZM56 182V181H55ZM81 182V181H80ZM83 182H85V181H83ZM117 182V181H116ZM131 182H129V183H131ZM140 182V181H139ZM144 182H145V180H144ZM144 182H143V184H144ZM147 182V181H146ZM44 183H47V180H42V181H40L39 182V193H38V195H37V198H36V201H35V205H34V207H33V209H32V212L30 213V215L28 216V218H27V220H25V223H24V225H23V228L19 231V233H15V235H13L12 237H8L6 234H7V232L5 231V223L7 222V221H9V215H7V212H6V209H5V207L4 206H2V204L0 205V264H71V261H70V253L68 252V249H67V247H66V245H59V244H57V243H53V239H54V235H53V232L54 231H46V232H44L43 233V235H38V233L36 232V230H35V223H36V221L38 220V216H39V211H40V208L43 206V204L44 203H46V199H47V195H48V190L49 189H47V187H46V185L44 184ZM88 183V182H87ZM114 183V182H113ZM120 183V182H119ZM11 184V183H10ZM100 184V183H99ZM98 184V185H99ZM115 184V183H114ZM127 184V183H126ZM132 184V183H131ZM264 184V183H263ZM96 185V184H95ZM124 185V184H123ZM135 185H138V187H139V184H135ZM145 185H146V183H145ZM134 186V185H133ZM142 186V185H141ZM83 187V186H82ZM84 187H85V185H84ZM83 187V188H84ZM101 187H103V186H101ZM125 187V186H124ZM127 187V186H126ZM137 187V186H136ZM135 187V188H136ZM143 187H145V186H143ZM49 188V187H48ZM88 188H90V187H88ZM97 188V187H96ZM128 188V187H127ZM131 188V187H130ZM133 188V187H132ZM134 188V189H135ZM74 189V188H73ZM101 189V188H100ZM124 189V188H123ZM129 189V188H128ZM140 189V188H139ZM146 189H147V187H146ZM47 190V191H46ZM56 190V189H55ZM75 190V189H74ZM133 190V189H132ZM136 190H138V189H136ZM144 190V189H143ZM149 190V189H148ZM72 191V190H71ZM92 191V190H91ZM96 191H98V190H96ZM95 190H94V192H96ZM106 191V190H105ZM117 191V190H116ZM130 191V190H129ZM134 191V190H133ZM132 191V192H133ZM140 191V190H139ZM139 191H138V193H139ZM1 192H3L2 190H1ZM115 192V191H114ZM83 193V192H82ZM103 192L101 191V194H102ZM104 193H106V192H104ZM110 193V192H109ZM109 193H106V194H109ZM116 193H118V192H116ZM129 192H127V194H128ZM134 193H135V191H134ZM133 193V194H134ZM147 193V192H146ZM70 194H72V193H70ZM97 194V193H96ZM98 194H99V192H98ZM130 194H131V192H130ZM143 194V193H142ZM58 195H60V194H58ZM67 195V194H66ZM84 195V194H83ZM86 195V194H85ZM104 195V194H103ZM103 195H101V196H103ZM112 195V194H111ZM117 195V194H116ZM138 195V198H140L139 197V194H137ZM147 195V194H146ZM146 195H144V196H146ZM95 196V195H94ZM100 196V195H99ZM107 196H109V195H107ZM115 196V195H114ZM132 196V195H131ZM134 196V195H133ZM132 196V197H133ZM144 196H142V197H144ZM61 197V196H60ZM59 197V198H60ZM65 197H67V196H65ZM74 197V196H73ZM76 197V196H75ZM83 197V196H82ZM91 197V196H90ZM113 197V196H112ZM135 197V196H134ZM48 198H50V197H48ZM128 198H130V197H128ZM128 198H127V201H128ZM53 199V198H52ZM58 199V198H57ZM89 200L91 199V198H88ZM105 198H103L102 200H104ZM116 199H119L120 200V196H119V198L117 197ZM136 199V198H135ZM81 200V199H80ZM85 200V199H84ZM107 200V203H108V199H106ZM115 200V199H114ZM144 200V199H143ZM8 201H10V200H8ZM57 201V200H56ZM75 201V200H74ZM82 201V200H81ZM86 201H88V200H86ZM92 202H93V200H91ZM97 201L99 202V200L97 199ZM105 201V200H104ZM103 201V202H104ZM132 201H133V199H132ZM131 201V202H132ZM141 201V200H140ZM17 202H18V200H17ZM55 202V201H54ZM98 202H97V204H98ZM102 202V201H101ZM117 202V201H116ZM14 203H16V202H14ZM59 203V202H58ZM61 203V202H60ZM66 203H68V202H66ZM81 203H83V202H81ZM105 203V202H104ZM115 203V202H114ZM127 204H128V202H126ZM51 204H53V203H51ZM51 204L49 205V206H51ZM54 204H57V203H54ZM71 204H72V201H71ZM76 204V203H75ZM78 204V203H77ZM86 204V203H85ZM90 204V203H89ZM92 204H94V202L92 203ZM125 204V203H124ZM127 204H125L126 206H127ZM131 204H133V203H131ZM135 204V203H134ZM13 204H11V206H12ZM74 205V204H73ZM98 205H100V204H98ZM116 205V204H115ZM136 205V204H135ZM68 206V205H67ZM97 206V205H96ZM114 206V205H113ZM112 206V207H113ZM260 206V205H259ZM46 207V206H45ZM44 207V208H45ZM63 207V206H62ZM108 207V206H107ZM115 207V206H114ZM134 207V206H133ZM9 208H10V206H9ZM50 207H48V209H49ZM55 208H57V207H55ZM105 208V207H104ZM122 208V207H121ZM120 208V209H121ZM125 208V207H124ZM46 209V208H45ZM50 209H53L52 207L50 208ZM109 209V208H108ZM107 209V210H108ZM111 209V208H110ZM119 209V210H120ZM20 210H21V208H20ZM23 211H24V209H22ZM55 210V209H54ZM60 210H63L62 208L60 209ZM84 210V209H83ZM89 210H91V208L89 209ZM105 210V209H104ZM124 210V209H123ZM45 211V210H44ZM48 211V210H47ZM86 211V210H85ZM109 211H111V210H109ZM113 211V210H112ZM111 211V212H112ZM18 212V211H17ZM64 212V211H63ZM77 212V211H76ZM82 212V211H81ZM94 212V211H93ZM100 212V211H99ZM98 212V213H99ZM104 212H106V211H104ZM129 212H130V210H129ZM140 212V211H139ZM57 213V212H56ZM65 213V212H64ZM88 213H89V211H88ZM103 213V212H102ZM127 213H128V211H127ZM131 213V212H130ZM143 213V212H142ZM94 214V213H93ZM97 214V213H96ZM112 214H113V212H112ZM144 214V213H143ZM28 215V214H27ZM53 215V214H52ZM70 215V214H69ZM73 215V214H72ZM82 215V214H81ZM80 215V216H81ZM91 215V214H90ZM111 215V214H110ZM132 215V214H131ZM138 214H136V216H137ZM145 215V214H144ZM144 215H142V216H144ZM62 216V215H61ZM67 216V215H66ZM78 216H79V214H78ZM79 216V217H80ZM99 216H100V214H99ZM101 216H104L103 214L101 215ZM108 216H109V214H108ZM108 216H107V219H108ZM15 217V216H14ZM44 217H47V216H44ZM48 217H50V216H48ZM47 217V218H48ZM110 217V216H109ZM134 217V216H133ZM69 218H71V216L69 217ZM68 218V219H69ZM96 218H98L97 216H96ZM101 218V217H100ZM106 218V217H105ZM50 219H51V217H50ZM66 219V218H65ZM118 219H120L119 217H118ZM134 219L135 218H133V221H134ZM55 220V219H54ZM79 220H80V218H79ZM83 220V219H82ZM95 220V219H94ZM61 221V220H60ZM84 221V220H83ZM90 221V220H89ZM93 221V220H92ZM92 221H90L91 223H92ZM120 221V220H119ZM143 221V220H142ZM50 222V221H49ZM66 222V221H65ZM73 222V221H72ZM105 222H106V220H105ZM17 223V222H16ZM43 223V222H42ZM63 223V222H62ZM80 223V222H79ZM81 223H82V221H81ZM97 223V221H95V223L94 224H96ZM135 223H136V219H135ZM145 222H143V224H144ZM52 224H53V221H52ZM132 224V223H131ZM133 224H134V222H133ZM37 225V224H36ZM58 225V224H57ZM85 225V224H84ZM90 225H92V224H90ZM97 225V224H96ZM105 225V224H104ZM111 225V224H110ZM136 225V224H135ZM42 226V225H41ZM79 226V225H78ZM86 226V225H85ZM117 226V225H116ZM129 224L127 225V228H126V230L127 229H130L129 227ZM134 226V225H133ZM138 226L140 227V225L138 224ZM142 226V225H141ZM46 227H48V225L46 226ZM144 227V226H143ZM18 228V227H17ZM42 228V227H41ZM74 228V227H73ZM79 228H82V227H79ZM134 228V227H133ZM85 229V228H84ZM97 229H99V227H97ZM142 230L144 229V228H141ZM141 229H138V230H141ZM70 230V229H69ZM80 230V229H79ZM96 230V229H95ZM16 231V230H15ZM82 231V230H81ZM81 231L79 232V233H81ZM85 232H87L86 231V229L84 230ZM83 231V232H84ZM12 231H10V233H11ZM103 232V231H102ZM127 232V231H126ZM131 232H133L132 231V229H131ZM41 233V232H40ZM101 233V232H100ZM138 233V232H137ZM254 233H256V232H254ZM253 233V234H254ZM82 234V233H81ZM87 234H89L88 232H87ZM130 233H128V235H129ZM133 234V233H132ZM252 234V235H253ZM68 235V234H67ZM83 235V234H82ZM86 235V234H85ZM105 235V234H104ZM121 235V234H120ZM125 235H127V233L125 234ZM134 235H135V233H134ZM143 235V234H142ZM144 235H145V233H144ZM70 236H71V234H70ZM92 236V235H91ZM93 236H94V234H93ZM136 236V235H135ZM134 236V237H135ZM245 236V235H244ZM90 237V236H89ZM105 237V236H104ZM117 237V236H116ZM120 237V236H119ZM130 237H133L132 235L131 236H129L128 237V240L130 239ZM246 237V236H245ZM244 237V238H245ZM249 237V236H248ZM74 238H77V237H75L74 236ZM87 238V237H86ZM256 238H257V236H256ZM102 239H103V237H102ZM101 239V240H102ZM105 239V238H104ZM103 239V240H104ZM106 239H107V236H106ZM115 239V238H114ZM117 239V238H116ZM116 239H115V241H116ZM144 239V238H143ZM254 239V238H253ZM258 239V238H257ZM29 240L30 241H32L31 243H29ZM102 240V241H103ZM108 240V239H107ZM118 240H121V239H118ZM117 240V241H118ZM123 240H124V238H123ZM127 240V239H126ZM128 240H127V243H129L130 244V242H128ZM245 240H246V238H245ZM249 240H250V238H249ZM248 240V241H249ZM252 240V239H251ZM87 241V240H86ZM96 241V240H95ZM117 241H116V243H117ZM131 241V240H130ZM256 241V240H255ZM258 241V240H257ZM89 242V241H88ZM120 242V241H119ZM122 242H125V241H122ZM133 242V241H132ZM131 242V245L133 244ZM245 242V241H244ZM251 242H253V241H251ZM251 242H250V245H251ZM80 243H82V242H80ZM84 243V242H83ZM97 243H98V239H97ZM105 243V242H104ZM109 243V242H108ZM108 243H106V245L108 244ZM114 242H112V244H113ZM95 244V243H94ZM117 244H119V243H117ZM139 244V243H138ZM84 245H86V244H84ZM90 245V244H89ZM93 245V244H92ZM96 245V244H95ZM104 245V244H103ZM106 245H104V248H107V246ZM113 245H116V244H113ZM112 245V246H113ZM139 245H141V244H139ZM138 245V246H139ZM143 245H144V242H143ZM142 245V246H143ZM253 245V244H252ZM254 245H256V244H254ZM88 246V245H87ZM94 246V245H93ZM93 246H91V247H93ZM106 246V247H105ZM122 246V245H121ZM130 246V245H129ZM246 246V244L244 243V247ZM74 247V246H73ZM90 247V248H91ZM115 247V246H114ZM118 247V246H117ZM117 247H116V249H117ZM124 248H125V246H123ZM123 247H122V249H123ZM144 248H145V245L143 246ZM249 249V251L251 250V248L249 247V246H247ZM78 248V247H77ZM87 248V247H86ZM85 248V249H86ZM93 248H95V246L93 247ZM101 248V247H100ZM109 248V247H108ZM128 248V247H127ZM139 248V247H138ZM140 248H141V246H140ZM253 248H256V247H252V249ZM111 249V248H110ZM130 249V248H129ZM132 249H133V246H132ZM147 249H149V247L147 248L146 247V250ZM91 250V249H90ZM114 250V249H113ZM112 250V252L114 253V251ZM118 250V249H117ZM124 250V249H123ZM140 250V249H139ZM144 250V249H143ZM145 250V251H146ZM150 250V249H149ZM263 250H264V248H263ZM73 251V250H72ZM82 251H83V249H82ZM87 251V250H86ZM109 251V250H108ZM136 251V250H135ZM141 251H142V249H141ZM148 251V250H147ZM146 251V252H147ZM253 251H254V249H253ZM103 252V251H102ZM105 249H104V255H105ZM128 252V251H127ZM126 252V254H128ZM145 252V253H146ZM149 252V251H148ZM260 252H262V249H261V251ZM84 253V252H83ZM120 253H121V251H120ZM124 253V251L122 252V254ZM144 253V252H143ZM247 253H248V251H247ZM250 253V252H249ZM254 253H258V252H254ZM72 254V253H71ZM78 254V252L76 253V255ZM80 254H82L81 252L78 254V255H80ZM97 254V253H96ZM99 254V253H98ZM108 254V253H107ZM116 254H118V253H115V255ZM141 254H142V252H141ZM147 254H149L150 255V253H147ZM146 254V255H147ZM75 255V256H76ZM91 255H93V254H91ZM111 255H112V253H111ZM114 255V256H115ZM123 255H125V254H123ZM248 255V254H247ZM250 255V254H249ZM255 254H253V256H254ZM260 256L261 255H263L264 256V254L262 253H260L259 254ZM75 256H74V258H75ZM99 256V255H98ZM106 256V255H105ZM108 256V255H107ZM106 256V257H107ZM128 256H130L129 254H128ZM140 256H142V255H140ZM251 256V255H250ZM109 257V256H108ZM108 257H107V259H108ZM111 257V256H110ZM136 257V256H135ZM144 257V256H143ZM146 257H148V256H145L144 257V260L146 261ZM198 257V256H197ZM86 258V257H85ZM89 258H91V256L89 257ZM105 258V257H104ZM104 258H103V262L104 261H106V260H104ZM117 258V257H116ZM116 258H115V260H116ZM122 258L123 259H125L124 257H120V259L122 260ZM129 258V257H128ZM141 258V257H140ZM140 258H138V259H140ZM146 258V259H145ZM256 259H259V256H258V258L257 257H255ZM79 259H81V258H79ZM78 259V260H79ZM127 259V258H126ZM135 259H137V257L135 258ZM194 258L192 257V260H193ZM247 259V258H246ZM251 259H253V258H251ZM251 259H250V261H251ZM91 260V259H90ZM89 260V261H90ZM93 260V259H92ZM97 260V259H96ZM111 260H113L112 259V257H111ZM110 260V261H111ZM133 260V259H132ZM142 260H143V258H142ZM248 261H249V259H247ZM82 261V260H81ZM98 261V260H97ZM110 261H109V263H110ZM127 261V260H126ZM131 261V260H130ZM129 261V262H130ZM101 262V264L103 263L102 261H100ZM119 261H117V264H119L118 263ZM128 262V261H127ZM179 262V261H178ZM73 263V262H72ZM77 263H79V262H77ZM87 263H88V261H87ZM95 263V262H94ZM97 263V262H96ZM105 263V262H104ZM108 263V262H107ZM122 263H123V261H122ZM114 264V263H113ZM134 264V263H133ZM137 264V263H136ZM200 264H201V261H200Z\"/></svg>",
	"mask_w": 264,
	"mask_h": 264
}]
</instances>
